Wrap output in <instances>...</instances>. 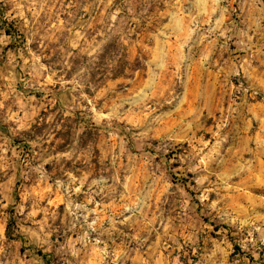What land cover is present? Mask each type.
<instances>
[{"label": "rangeland", "instance_id": "obj_1", "mask_svg": "<svg viewBox=\"0 0 264 264\" xmlns=\"http://www.w3.org/2000/svg\"><path fill=\"white\" fill-rule=\"evenodd\" d=\"M0 264H264V0H0Z\"/></svg>", "mask_w": 264, "mask_h": 264}, {"label": "trees", "instance_id": "obj_2", "mask_svg": "<svg viewBox=\"0 0 264 264\" xmlns=\"http://www.w3.org/2000/svg\"><path fill=\"white\" fill-rule=\"evenodd\" d=\"M7 33H9V32L7 31ZM108 48H109V45H107V46L105 47L104 54L107 53ZM117 53H118V55H119V56H118V65L116 64V66H114V67L111 68L112 71H114V76H118V75L123 74L124 71H125V69H126V67H127V65H128V63H129L128 60L125 59V57H124L125 54L123 53V51H122V49L120 48V46L117 47ZM37 128H38L37 125H35L33 131H34L35 129H37ZM10 229H11V224L8 223V225H7V230L10 231ZM38 253H39L40 255L42 254V252H38Z\"/></svg>", "mask_w": 264, "mask_h": 264}]
</instances>
